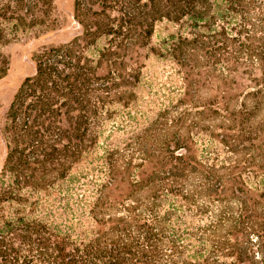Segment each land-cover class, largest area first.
<instances>
[{"label":"trees","instance_id":"obj_1","mask_svg":"<svg viewBox=\"0 0 264 264\" xmlns=\"http://www.w3.org/2000/svg\"><path fill=\"white\" fill-rule=\"evenodd\" d=\"M0 0L6 46L61 27ZM1 137L0 264H264V0H73Z\"/></svg>","mask_w":264,"mask_h":264},{"label":"rangeland","instance_id":"obj_2","mask_svg":"<svg viewBox=\"0 0 264 264\" xmlns=\"http://www.w3.org/2000/svg\"><path fill=\"white\" fill-rule=\"evenodd\" d=\"M55 13L61 27L49 36L28 43H15L5 47L4 52L9 60V70L0 80V130L4 123L5 114L22 80L34 72L35 65L32 53L44 44H57L68 41L78 32V26L72 18L73 0H55ZM5 155L4 142L0 132V167Z\"/></svg>","mask_w":264,"mask_h":264}]
</instances>
